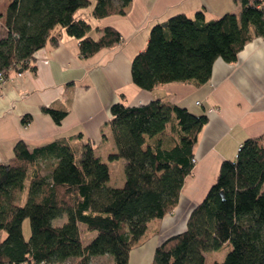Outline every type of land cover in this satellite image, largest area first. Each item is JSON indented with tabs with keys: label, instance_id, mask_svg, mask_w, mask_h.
I'll return each mask as SVG.
<instances>
[{
	"label": "trees",
	"instance_id": "trees-1",
	"mask_svg": "<svg viewBox=\"0 0 264 264\" xmlns=\"http://www.w3.org/2000/svg\"><path fill=\"white\" fill-rule=\"evenodd\" d=\"M130 1L0 0L6 32L0 38V76L6 81L10 70H33L35 52L47 42L57 44L54 32L60 26L79 39L82 57L119 43L120 33L110 26L92 39L89 23L73 14L93 3L94 18L122 15ZM163 23L150 28L145 48L131 61V80L141 89L170 82L202 84L217 58L234 62L252 35L264 36V0H240L238 15L226 12L207 20L197 11ZM41 110L55 123L66 115L50 107ZM109 112L106 125L116 150L107 161L95 155L90 142L61 138L33 148L18 140L12 158L0 162V232L5 233L0 264L70 259L91 264L97 256H111L110 264H128L148 223L176 207L207 116L159 99L133 106L120 100ZM30 119L24 115L21 122ZM167 128L176 136L173 144L162 147L151 141ZM119 159L124 160V182L111 186L108 162ZM82 231L90 237L86 243ZM222 247L229 249L215 264H264V132L246 138L234 159L222 161L216 181L189 211L184 228L155 247L150 264H206L205 253Z\"/></svg>",
	"mask_w": 264,
	"mask_h": 264
},
{
	"label": "crops",
	"instance_id": "crops-1",
	"mask_svg": "<svg viewBox=\"0 0 264 264\" xmlns=\"http://www.w3.org/2000/svg\"><path fill=\"white\" fill-rule=\"evenodd\" d=\"M92 8L93 3L73 14L89 23L87 35L96 40L102 29L110 26L120 33L121 41L82 57L79 39L60 26L54 32L58 33L57 44L47 42L35 52L33 70H10L8 79L0 83V162L12 158L18 140L33 148L61 138L79 144L90 142L95 155L107 161L116 150L106 125L109 107L120 100L133 106L159 99L206 115L207 122L194 147L195 164L184 179L178 204L161 220H151L129 253L128 264H150L155 247L184 228L189 211L216 181L222 161L234 159L246 138L264 132V36L252 35L234 62L217 58L209 79L202 84L170 82L145 90L133 84L130 67L133 57L145 48L154 24L176 14L193 17L197 11H202L207 20L226 12L238 15L240 0H131L124 14L102 18H94ZM42 107L66 111V115L55 123ZM24 115L31 116L26 125L21 122ZM175 138L167 128L151 141H160L165 147ZM116 163L123 167L124 160L108 162L111 186L124 182V175L118 183L111 181V166ZM178 214L182 224L177 223L178 229L173 232L166 231L174 227Z\"/></svg>",
	"mask_w": 264,
	"mask_h": 264
},
{
	"label": "rangeland",
	"instance_id": "rangeland-1",
	"mask_svg": "<svg viewBox=\"0 0 264 264\" xmlns=\"http://www.w3.org/2000/svg\"><path fill=\"white\" fill-rule=\"evenodd\" d=\"M1 22H2V20H0V38L3 37V36H5V33H6L4 27L1 25ZM116 164L115 165L113 164L111 166V181L118 183V180H119L120 176H123V167L122 166H119V163H116ZM114 166H115V168H113ZM176 216L178 217L176 224L174 225L173 228L170 227L171 229L167 227L165 229L166 231L173 232V230L178 229V224L179 223L182 224L181 221H183V218L179 219V214L176 215ZM60 221H61V219H57L56 220V223H59ZM23 224H24V228H25L23 230L24 236L27 238L29 236V224H28V220H25ZM2 235L5 236V233L3 231L0 232V237ZM82 236L84 237V241H86L88 239V236L89 235L85 231H82ZM228 249H229V247H222V249H219V250H216V251L206 252L205 253L206 264H215L216 262L221 261L224 258V256H225L226 252L228 251ZM110 259H111V261L113 260L111 256H110ZM110 259H109L108 256H102V257H98L97 256V257H94L91 260V264H110L111 263ZM74 260L75 259H70L67 262L61 263V264H73Z\"/></svg>",
	"mask_w": 264,
	"mask_h": 264
},
{
	"label": "built area",
	"instance_id": "built-area-1",
	"mask_svg": "<svg viewBox=\"0 0 264 264\" xmlns=\"http://www.w3.org/2000/svg\"><path fill=\"white\" fill-rule=\"evenodd\" d=\"M4 77L3 76H0V82H4Z\"/></svg>",
	"mask_w": 264,
	"mask_h": 264
},
{
	"label": "water",
	"instance_id": "water-1",
	"mask_svg": "<svg viewBox=\"0 0 264 264\" xmlns=\"http://www.w3.org/2000/svg\"><path fill=\"white\" fill-rule=\"evenodd\" d=\"M163 24L165 25V22ZM22 71H23V68H18V72H22Z\"/></svg>",
	"mask_w": 264,
	"mask_h": 264
}]
</instances>
